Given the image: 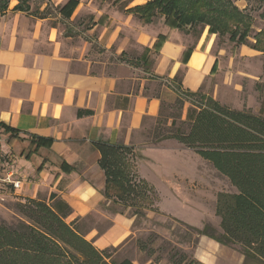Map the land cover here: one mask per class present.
<instances>
[{"label": "crops", "instance_id": "1", "mask_svg": "<svg viewBox=\"0 0 264 264\" xmlns=\"http://www.w3.org/2000/svg\"><path fill=\"white\" fill-rule=\"evenodd\" d=\"M8 1L0 12V173L11 171L21 187L0 183V199H61L70 206L66 221L76 220L97 249L120 250L135 239L137 229L130 208L102 193L105 182L98 166V145L109 144L129 147L136 154L137 170L156 189L155 206L196 226L164 209L157 182L159 178L169 190L168 198L181 205L194 199L191 174L185 171L174 174V181L164 180L153 158L167 145L182 148L180 143L166 139L158 146L136 147V137L144 120L160 112L158 86L161 90L179 86L184 92L202 91L206 79L219 67L220 52L213 51V35L204 31L193 36L171 29L162 17L144 24L127 11L147 0H130L124 7V0L116 4L113 0H74L70 12L67 8L60 11L68 0H48L58 7L59 18L77 17L80 22L87 18L86 32L94 34L97 44L112 48L115 57L123 53L136 63L101 62L88 55L87 41L76 55L65 53L59 29L51 23L53 17L13 9L16 1ZM45 6L46 2L39 9ZM54 33L56 37H52ZM159 35L163 37L155 53ZM188 48L190 53L184 58ZM97 67L100 69L95 70ZM177 75L180 83L176 84L173 78ZM222 247L203 236L194 254L186 252L203 264H218ZM133 248L144 253L135 245ZM144 264L159 261L148 257Z\"/></svg>", "mask_w": 264, "mask_h": 264}, {"label": "trees", "instance_id": "2", "mask_svg": "<svg viewBox=\"0 0 264 264\" xmlns=\"http://www.w3.org/2000/svg\"><path fill=\"white\" fill-rule=\"evenodd\" d=\"M129 1H122V7ZM257 1L264 4V0ZM8 2L0 0V12L5 11ZM71 5L74 0H68L60 11L67 8L70 12ZM13 9H23L22 4ZM127 11L144 24L162 17L171 29L193 36L207 31L219 38L227 36L234 45H248L255 50H261L264 44V28L255 32L250 42L252 17L233 0H147ZM162 37H157L155 53ZM190 49L184 51V58ZM119 60L136 63L123 53ZM152 63L153 60L149 61L145 68L149 70ZM173 81L180 83L178 75ZM175 89L180 90L179 86ZM184 93L194 96L195 103L188 108L184 120L181 113L169 116L170 126L159 140L171 138L195 151L228 178L235 191L217 194L215 214L220 221V233L182 223L224 246L240 245L244 262L255 260L264 264V118L251 110L232 109L210 98L204 101L200 92ZM176 97L181 106L183 97L179 94ZM159 110L157 118L163 115L162 100ZM176 118L180 119L179 126ZM98 147L101 154L98 166L104 171L103 196L132 209L133 216L139 217L141 208L153 209L158 196L148 183L130 171L124 156L134 154L132 149L109 144ZM15 209L20 215L15 223L0 220V264H132L128 257L116 258L114 247L97 249L84 237L76 220L67 222L70 206L61 199L49 202L20 198ZM136 244L139 251L151 255L147 243L137 240ZM167 260L170 264H203L179 248L169 249Z\"/></svg>", "mask_w": 264, "mask_h": 264}, {"label": "rangeland", "instance_id": "3", "mask_svg": "<svg viewBox=\"0 0 264 264\" xmlns=\"http://www.w3.org/2000/svg\"><path fill=\"white\" fill-rule=\"evenodd\" d=\"M15 1L14 7L22 4L23 10H31L32 14H37L38 16L49 15L54 18L51 23L57 25L59 29L58 39L63 42V51L65 53L76 55L79 47L83 46L87 41V44H89L87 45L89 49L88 55L90 57L101 62L116 63L118 61L119 58L112 54V48L109 50L102 48L95 41L94 34L86 32L87 26L90 23L87 18L82 22L77 17L73 20L65 17L59 18L57 14L58 7L52 5L48 0ZM233 1L238 8L252 17V31L249 34V40L253 42V34L264 28V4L257 0ZM29 2H31L32 7L28 4ZM44 2L47 3V6L43 10H40L39 7ZM209 35H213L214 37L213 51L216 53L220 52L218 57L219 67L214 74L206 79V82L201 87L202 91L200 94L202 98L204 101L210 98L232 109L251 110L253 113L261 115L264 118V44L261 46V50H255L248 45H234V43L229 41L227 36L219 38L214 34ZM54 36L56 37V33L52 35V37ZM68 36L70 38H65ZM74 48L76 50H73ZM243 51H247V53ZM99 69V67L95 68V70ZM157 89V93L162 96L163 115L159 118L156 116L144 120L145 125L136 137V147L158 146V143L165 141L166 139L159 140V138L165 136L167 133L171 122L169 116H178L181 113V120H184L188 108L191 107L192 103H195L194 96L190 97L171 86H169L170 90L165 88L161 90L160 86ZM176 94L181 95L184 99L181 106L176 101ZM197 100L199 99L197 98ZM262 107L263 110H261ZM175 121L177 126H179L180 119L176 118ZM180 147L182 148L178 149L167 145L165 150H158L153 154V158L156 167L160 168V177L164 180L166 178L172 180L174 174L180 175V173H185V171L191 174L194 179L192 192L194 199L189 202V205L185 206L172 198H168V188L157 178L161 195L164 196V209L188 221L197 223L196 226H193L184 222L188 226L199 229L206 227V230L210 233H220V221L215 214L217 194L223 191L233 192L235 189L228 178L224 175L222 176L195 151L186 148L181 143ZM135 155V153L124 155L130 164L128 165L131 167L130 171L136 173L137 177L148 183L153 188L154 194L157 195L153 184L151 185L146 178H142L140 171L137 170ZM143 169L147 172L145 166H143ZM137 177L136 179H138ZM148 195L151 197L153 194ZM17 201L8 199L4 201L0 199V220L12 224L20 218L15 209ZM155 204L156 202H154L153 209H140L139 217L135 216L134 220V226L137 229L135 239L120 250L115 249L113 253L116 258L128 256L135 264H144L148 257H151L153 261H159V264H169L167 260L169 249L185 248V251L191 255L196 252L201 238L205 235L195 233L190 227L184 225L183 221L170 213L164 212L163 209L158 208ZM129 210L132 214L133 210ZM137 240H142L148 244L151 255H148L146 252L140 254L134 252L133 246L137 247ZM220 245L223 246L221 249L223 252L218 256V264H263L255 260L244 262L240 245Z\"/></svg>", "mask_w": 264, "mask_h": 264}, {"label": "built area", "instance_id": "4", "mask_svg": "<svg viewBox=\"0 0 264 264\" xmlns=\"http://www.w3.org/2000/svg\"><path fill=\"white\" fill-rule=\"evenodd\" d=\"M0 183H6L12 185L14 189H19L21 187V182L19 179L13 178V173L11 171H3L0 173Z\"/></svg>", "mask_w": 264, "mask_h": 264}]
</instances>
